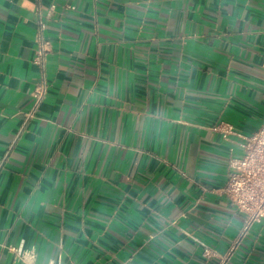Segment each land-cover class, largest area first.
Masks as SVG:
<instances>
[{"label": "crops", "instance_id": "crops-1", "mask_svg": "<svg viewBox=\"0 0 264 264\" xmlns=\"http://www.w3.org/2000/svg\"><path fill=\"white\" fill-rule=\"evenodd\" d=\"M39 12L48 93L27 119ZM263 63L264 0H0V264H26L13 247L219 264L238 239L227 264H264V219L240 237L245 215L214 191L240 139L214 127L262 125Z\"/></svg>", "mask_w": 264, "mask_h": 264}, {"label": "built area", "instance_id": "built-area-1", "mask_svg": "<svg viewBox=\"0 0 264 264\" xmlns=\"http://www.w3.org/2000/svg\"><path fill=\"white\" fill-rule=\"evenodd\" d=\"M67 7L74 9L73 5H67ZM54 8L55 4H52L50 12ZM39 15L33 62L40 70V78L32 92L33 107L30 112L26 113L27 119L36 117L39 106L48 93L46 63L47 55L51 49V42L44 33L47 21L41 12H39ZM214 128L221 132L227 140H230L234 135L240 137L239 141L235 142L236 151L234 147L230 148L227 181L214 191L227 197L232 205L245 215L246 223L242 235H240L241 237L254 222L264 219V122L256 131L246 135L238 133L235 127L226 121H220ZM231 141L234 140L231 139ZM239 241L240 239L236 240L229 247V250L220 256L219 264L228 263ZM12 249L26 264H35V249L22 250L21 247H13ZM205 254H208L207 248Z\"/></svg>", "mask_w": 264, "mask_h": 264}]
</instances>
